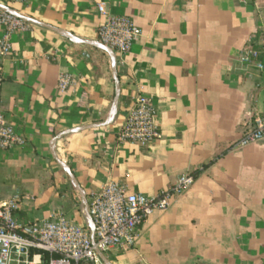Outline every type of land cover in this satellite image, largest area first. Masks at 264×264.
I'll return each mask as SVG.
<instances>
[{
  "label": "crops",
  "instance_id": "0c3cea01",
  "mask_svg": "<svg viewBox=\"0 0 264 264\" xmlns=\"http://www.w3.org/2000/svg\"><path fill=\"white\" fill-rule=\"evenodd\" d=\"M99 3L142 30L125 55L98 41ZM0 5L29 23L0 64V107L24 139L0 151V200L20 195L17 221L55 211L88 226L84 202L110 178L155 197L190 173L194 183L138 227L135 247L104 252L101 264H264V140L235 147L264 112V68L238 61L264 26V0ZM61 72L74 77L64 92ZM138 91L160 131L146 148L117 139Z\"/></svg>",
  "mask_w": 264,
  "mask_h": 264
},
{
  "label": "built area",
  "instance_id": "2783aa9c",
  "mask_svg": "<svg viewBox=\"0 0 264 264\" xmlns=\"http://www.w3.org/2000/svg\"><path fill=\"white\" fill-rule=\"evenodd\" d=\"M17 1L23 0H1V3ZM97 11L102 17L97 28L98 41L121 55L128 53L142 34L140 27L129 16L108 15L103 3L97 5ZM28 28L29 23L25 19L0 9V64L10 53L11 35ZM261 57H264V26L243 47L238 61L262 70ZM2 82L0 68V87ZM73 83L72 74L59 73L57 88L60 92L66 91ZM159 137L153 102L138 91L117 139L146 148ZM263 140L264 112L254 117L251 128L240 137L235 147ZM23 144V137L4 117L0 107V151ZM194 180L193 174H181L168 190L155 197H146L142 193L129 191L121 181L110 178L99 191L90 193L87 202V212L94 226V243L88 226L68 220L55 211L40 220L19 222L14 213L22 202L20 195L0 200V264H101L98 251L133 249L138 227L144 220L155 210L168 209L171 199L188 189Z\"/></svg>",
  "mask_w": 264,
  "mask_h": 264
},
{
  "label": "water",
  "instance_id": "95a60500",
  "mask_svg": "<svg viewBox=\"0 0 264 264\" xmlns=\"http://www.w3.org/2000/svg\"><path fill=\"white\" fill-rule=\"evenodd\" d=\"M0 9H3V10H6L8 12H11L13 13L10 9H8L7 7L3 6V5H0ZM19 16V15H17ZM21 17V16H19ZM23 18V17H21ZM25 19V18H23ZM103 45V44H102ZM105 46V45H103ZM105 49L110 52V49L108 47L105 46ZM112 58H113V71H114V76H115V80H116V84H117V76H116V68H115V64H116V58L115 56L112 54ZM117 101H118V88L116 89V95H115V99H114V104H113V110H112V113L111 114H114L115 113V110H116V107H117ZM56 162L61 166L62 169H64L66 171V173L68 174V176L71 178V180L73 181V183L75 184L76 188L79 190V187H78V184L76 183L75 179H74V176L72 175L71 171L67 169L66 165L64 163H62L60 160H58L57 158L55 159ZM85 204V214H86V217L88 219V227L90 229V236H91V240L92 242L94 243V237H93V230H94V226H93V222H92V219L91 217L88 215V212H87V208H88V203L87 201L85 200L84 202ZM98 255L100 257H102V253L101 252H97Z\"/></svg>",
  "mask_w": 264,
  "mask_h": 264
},
{
  "label": "trees",
  "instance_id": "16d2710c",
  "mask_svg": "<svg viewBox=\"0 0 264 264\" xmlns=\"http://www.w3.org/2000/svg\"><path fill=\"white\" fill-rule=\"evenodd\" d=\"M46 257H47V255H46Z\"/></svg>",
  "mask_w": 264,
  "mask_h": 264
}]
</instances>
